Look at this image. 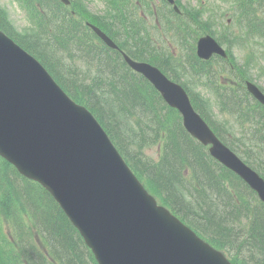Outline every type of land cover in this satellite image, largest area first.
<instances>
[{
	"label": "water",
	"instance_id": "water-1",
	"mask_svg": "<svg viewBox=\"0 0 264 264\" xmlns=\"http://www.w3.org/2000/svg\"><path fill=\"white\" fill-rule=\"evenodd\" d=\"M3 125L4 123L1 121L0 138L5 133ZM1 151L13 161H15L13 156H19V152L13 146L1 148ZM97 153L95 142L85 140V146L78 152L74 161L75 164L84 166L85 170H73L69 176L81 177L85 175L92 178L97 175L96 180L87 178L84 181L91 182V179L95 180L94 183L97 184L110 181L104 185L108 190L102 191L101 188L93 184L91 190L78 194L77 199L73 201L60 199L59 202L92 248L99 264H136V260H124L125 262L122 263L120 252L126 250L127 247L140 245L139 236L148 233L147 223L133 221L129 216L130 205L126 209L124 206L127 201V192L115 178L111 179L110 176L102 173L106 169V162ZM67 176L57 174L52 182L49 175L43 174L41 178L48 187L63 189L62 182L67 179ZM62 191L65 193L64 190Z\"/></svg>",
	"mask_w": 264,
	"mask_h": 264
},
{
	"label": "trees",
	"instance_id": "trees-1",
	"mask_svg": "<svg viewBox=\"0 0 264 264\" xmlns=\"http://www.w3.org/2000/svg\"><path fill=\"white\" fill-rule=\"evenodd\" d=\"M178 150L173 157L174 160L179 159L188 149L184 147ZM153 176L156 181L155 190H159L162 194L164 192V196L168 195L173 202L183 203V199L177 196L173 189V182L179 178L173 160H168L163 169L153 171ZM4 179L3 175L0 176V183H4ZM23 201L25 208L32 210L31 215L35 224L42 232L45 231L48 253L46 255L36 249L27 228L19 222L18 217L12 219V214L8 212L4 214L9 227L8 236L0 235V242L5 246V250L0 253V264H14L12 260L14 250L19 252L26 264H53L55 261L59 264H95L77 232L69 225L66 217L47 192H37V198L26 196ZM206 211L205 208V213ZM213 222L207 223V229H215L214 226L218 221ZM221 234L225 235L224 232Z\"/></svg>",
	"mask_w": 264,
	"mask_h": 264
},
{
	"label": "rangeland",
	"instance_id": "rangeland-1",
	"mask_svg": "<svg viewBox=\"0 0 264 264\" xmlns=\"http://www.w3.org/2000/svg\"><path fill=\"white\" fill-rule=\"evenodd\" d=\"M181 1L183 3L189 4V5H192L194 3L196 4V2H197V0H181ZM87 5L90 8V10L91 11H94V12H99L98 10H100L101 7H102V4H101V2L99 0H87ZM0 6L5 7L6 10L8 11L9 17H10V20H11V23H12L11 25H12L14 31H22L25 27H27L26 19H25L22 11L19 9V7H18L17 4H15L14 2H12L10 0H0ZM152 41H157L158 46H163L162 43H161V41H163V39L162 38H157V35H155V38L152 39ZM51 54H52V52H51ZM55 54H57V55H59V56H61L63 58L66 57V54L63 51H56ZM52 57H53V54H52ZM237 57L239 58V62L242 63V56H241L240 53H237ZM59 61L60 60L58 58H56V61L55 62L57 63ZM256 62H258V60L251 63V70L252 71L254 69V65L256 64ZM79 66L80 65H79L78 60H76L73 57V59L66 58V65L64 67L58 68V69L60 71H62V73H63V79L65 80V78H67V76L68 77H72V73H71L72 72V69L73 68H78ZM226 67H227V64H226ZM257 83L264 87V79L263 78H259L258 81H257ZM149 152H150V155H152V156H155V154H156L154 148L150 149ZM205 221H208V220H206V218H200L198 220V222H199L198 224H199V227L200 228H203L204 227ZM225 224H227V222H224L222 224V226L225 227L226 226ZM214 228L215 229H218L219 231H221L220 228L218 227V225H215ZM210 230L212 231V229H210ZM32 231L34 232V229L33 228H32ZM3 232H5V230H3L1 232L2 235H3ZM207 232L209 234H212L208 230H207ZM263 233L264 232L262 231V229H260L259 227H256L255 228V234H253L252 237L249 238V242L264 247V235H263ZM231 234H233V231H231ZM31 235L33 236L34 233H32ZM245 237H247V236H245ZM231 240L232 241L235 240L236 242H239L232 235H231ZM33 241H34V244H35V246L37 248H41V245H43V239L41 237L40 238H36ZM231 248H233V250H236V246L235 245L231 246ZM238 251H239V255L242 258H244V259L247 258V252H248V249L247 248H245V247L242 246V247L239 248Z\"/></svg>",
	"mask_w": 264,
	"mask_h": 264
}]
</instances>
